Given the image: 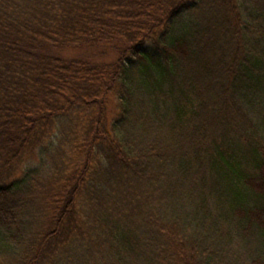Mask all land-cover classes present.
Masks as SVG:
<instances>
[{
	"label": "trees",
	"instance_id": "obj_1",
	"mask_svg": "<svg viewBox=\"0 0 264 264\" xmlns=\"http://www.w3.org/2000/svg\"><path fill=\"white\" fill-rule=\"evenodd\" d=\"M0 264H264V0H0Z\"/></svg>",
	"mask_w": 264,
	"mask_h": 264
}]
</instances>
